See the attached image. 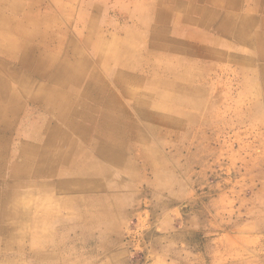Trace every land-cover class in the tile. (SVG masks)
Masks as SVG:
<instances>
[{
  "label": "rangeland",
  "instance_id": "1",
  "mask_svg": "<svg viewBox=\"0 0 264 264\" xmlns=\"http://www.w3.org/2000/svg\"><path fill=\"white\" fill-rule=\"evenodd\" d=\"M235 1L240 9L244 5L240 13H249L236 36L242 54L234 57L243 61V71L252 72V59H258L259 80H201L199 63L219 59L207 52L212 45L203 47L190 37L191 30L166 29L163 22L147 19L159 12L193 19V7L209 6L215 12L223 8L226 18L230 10L224 0L24 2L33 5L39 24L54 19L66 24L72 36L76 21L82 20L92 27L93 37L105 32L111 41L113 25L119 31L116 38L128 49L141 43L150 54L160 49L168 60L178 57L192 62L193 71L186 72L197 80H164L165 88L159 90L172 97L166 102L167 110L150 111L154 128L134 114V102L125 98L132 120L121 125L119 133L128 160L106 165L108 173L96 179L81 172L101 163L97 152L82 142L93 131L75 124L68 139L86 157L80 160L63 147L61 151L71 159L65 166L80 172L71 187L91 188L90 195L100 197L95 214L101 217L94 221L82 217L79 198L90 195L61 190L62 171L43 182L48 187L44 192H39L37 184L24 181L22 189L1 194L5 208L14 209L15 218L16 210L27 216L16 222L23 224L22 231L12 228L11 219L6 221L7 231L0 230L7 233L0 237V264H264V42L259 41L264 40V32H258L257 38L251 30L256 27L252 23L256 15L257 25L264 30V8L256 7L264 6V0L250 6L247 0L243 5ZM212 17L194 20L193 30L205 33L204 25ZM152 36L164 37L165 45L153 46ZM77 49L88 53L81 41ZM89 61L90 68L105 78V71L91 57ZM68 69L80 70L87 78L90 74L72 61ZM117 72L118 78L125 76L124 71ZM181 85L189 92L181 95ZM118 93L122 100L123 94Z\"/></svg>",
  "mask_w": 264,
  "mask_h": 264
},
{
  "label": "bare ground",
  "instance_id": "2",
  "mask_svg": "<svg viewBox=\"0 0 264 264\" xmlns=\"http://www.w3.org/2000/svg\"><path fill=\"white\" fill-rule=\"evenodd\" d=\"M5 10L10 12V15H7ZM20 12H27L22 15L21 19H28L31 15L36 14L33 5L25 6L23 0H0L1 49L8 55L11 51L16 53L18 56L15 59L31 76L20 74L0 65V136L7 135L14 128L22 130V141L15 142L11 146L0 143V164L3 166L0 165V175L5 176L4 179L12 183L9 186V183H0V230L7 231L6 221L11 219L12 228L17 232L22 231L24 227L22 223L16 222L25 219L27 214L23 213L20 216L18 215L20 212L16 210L18 213H15L17 215L15 218V215L11 213L14 209L5 208L6 205L4 206L1 194L22 189L24 181L29 180L33 184H37L39 192H44L48 190V187L43 182L62 171L64 181L60 182L61 190H72L79 194L92 193L91 188L88 187H71L72 179L80 172L77 173L72 168L65 166L67 163L69 165L71 159L69 156L66 158L61 151L63 147L70 148L72 156H76L80 160L85 159L86 154L78 153L73 146L74 142L71 144L68 139L75 124H81L83 128H91L93 131L91 136L82 137V142L97 152L101 163L95 167L85 168L81 172L91 179H96L108 173L106 165L115 166L118 162L128 160L129 152L123 149L124 138L119 133L121 125L132 120L127 111L125 98L127 101L134 102L132 105L134 114L139 116L147 126L154 128L151 125L154 119L150 111L167 110L166 102L172 97L159 90L160 87L165 88L162 87L165 83L164 80H197L195 75L186 72L193 71L195 65L192 62L178 57L168 60L166 53L161 54L160 49L157 53L150 54L141 43L128 49L126 45L122 44L123 42L116 38L119 31L113 25H111L112 34L115 37L111 41L106 39L108 35L105 32H97L93 37L90 30L92 27L82 20L81 22L80 20L76 21V33L73 36L67 35L66 24L49 18L44 19L45 30L39 33L40 26L32 20L25 24L16 22L18 14L21 15ZM149 18L163 22L166 29L170 27L169 29L177 31H185L189 25L190 37L203 44L204 34L201 31L193 30V19L180 18L167 12H159L147 17V19ZM147 28L149 27L147 26ZM78 41H81L88 53L77 49ZM142 43L148 48L146 42ZM165 43L162 36L155 37V40L151 41V44L156 48L164 46ZM174 43L177 42L174 41ZM183 43L186 41L184 40ZM202 46L204 47V45ZM223 46L216 42L215 46L207 52L213 57L221 58L223 52L218 51V47L223 49ZM58 55H61L62 59L56 66L54 59ZM89 57L105 71V78L99 75L95 69L90 68ZM231 57L243 70V61L241 62L233 55ZM70 61L87 68L90 73L89 77L87 78L80 70L68 69ZM118 70L125 72L123 78H118ZM2 71L16 79L14 81L22 95L27 94L29 98L35 99L41 108L51 115L53 121L43 115H35V117L33 115L34 118L30 122H24L22 118L26 115V109L20 92L13 88L15 87L13 84L3 79ZM33 77L38 79L47 77L48 80L47 83H44ZM62 80L65 82L62 83ZM60 85L63 87L60 88ZM51 91H53L52 95L48 93ZM118 92L123 94L122 100L125 104ZM186 92H189L187 88L180 90L181 95ZM168 122L171 123L170 120ZM54 167H58L59 171ZM11 185L14 187L11 188ZM84 196L80 197L78 202L83 205L80 207L83 212L82 217L87 221L99 219L101 215L95 214V209H100V205L96 206L101 203L100 197L94 194ZM17 202V199L13 201L16 204ZM3 234L7 236V233H0V237L4 236Z\"/></svg>",
  "mask_w": 264,
  "mask_h": 264
},
{
  "label": "crops",
  "instance_id": "3",
  "mask_svg": "<svg viewBox=\"0 0 264 264\" xmlns=\"http://www.w3.org/2000/svg\"><path fill=\"white\" fill-rule=\"evenodd\" d=\"M24 2H26L27 0H23ZM168 1V0H167ZM172 1H187V0H172ZM233 0H224V2H226V6L228 7L227 9L230 10L228 16H226L225 18V11L223 10V8H217L219 11L215 12L213 10L212 7H208V8H196L193 7L190 11V13L192 14V16L194 17L193 20H196L200 17V21L202 19L203 16H207L209 14L213 15V17L204 25V40H203V44L201 45H212V48L215 46L217 41H220L222 43H224V48L222 49L221 47H218V51L223 52L221 55V59L219 58L218 60H214L211 61L209 59H205L204 62H200L199 64L203 67V77L201 80H234L235 78H237V80H259L257 71H258V65L261 63L258 59L253 58L252 62H251V68L254 69V71L252 72L251 70H248L247 68L246 71H243L240 66H237L236 61L234 58H232L231 56L233 55H240L242 54V49H240L239 46V42L236 39L237 36V32H238V28L243 30V24H244V19L246 18V16L248 15L249 11H246L245 14L243 15L242 13L245 11L243 8V0H239V2L241 3L242 8H238V2H232ZM260 0H247L248 5L250 6L251 4L256 5L260 2H258ZM197 3V2H196ZM199 5V4H198ZM261 5V4H258ZM256 7H261L264 8V6H256ZM235 12V13H233ZM242 12V13H240ZM5 13L7 15H10V12H6ZM20 14H18V20H16V22H18V24H25L27 21L32 20V22L38 24L40 26V32L42 33L44 29L43 25H44V20L42 24L38 23V20L40 19L39 16L37 14L31 15L28 19H21L22 15H25L27 12H20ZM240 13V16H238L237 14ZM17 15V14H16ZM13 15V16H16ZM180 18H186L183 15H177ZM252 15H249V17H251ZM259 16V15H256ZM254 16L255 18H253V25H255V29L252 28V33H257L258 32H264L263 28H261L260 26L257 25L258 22V17ZM237 17V18H236ZM225 18V19H224ZM156 20V19H153ZM243 20V23H241V21ZM149 21V19H148ZM157 21V20H156ZM247 21H249V19H247ZM167 24V23H166ZM240 24V25H239ZM207 25V26H206ZM264 25V23H263ZM188 28V29H187ZM190 26L187 25L185 31H189ZM198 31H200L198 29ZM67 35H70L68 33V31L66 30ZM217 39L216 40H213ZM257 38H259V35H257ZM264 42L263 40H259ZM194 47L196 48L197 45L193 44ZM2 47L0 46V65L10 68L11 70L17 71L18 73H22L24 75H27L29 77L30 74H27L25 72V68L22 67L23 65L19 64V62L15 59L16 56H18L16 53H14L13 51L10 52V55L6 54L7 52H5L3 49H1ZM212 48H210L209 50H211ZM57 58L62 59L61 55H58ZM54 59L56 66L59 65V63L57 64L56 59ZM3 79L11 84H13L15 87H13L17 92L19 91L18 89V85L16 84V82L12 76H9V74L5 73V72H1ZM32 74V73H31ZM35 80H42V82L47 83L48 78L47 77H41V79L35 78L33 77ZM1 80V77H0ZM20 92V91H19ZM20 97L21 100L24 104V107L26 109L25 111V116H23V121L24 122H30L35 115H43L46 116L50 121H53V118L51 117V115L45 111L44 109L41 108V105H39V103H37V101L35 99H31L29 98V95L27 94H23L20 92ZM38 111L40 113H38ZM34 115V117H33ZM22 130L20 129H16L14 128L11 132H9L7 135H1L0 136V143L4 144V145H8L11 146L13 145L15 142H19L22 141V135H21ZM13 137H15V139H13ZM8 180L5 179H1L0 183L6 184ZM87 194V193H85ZM91 194V193H88Z\"/></svg>",
  "mask_w": 264,
  "mask_h": 264
}]
</instances>
